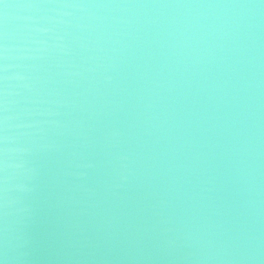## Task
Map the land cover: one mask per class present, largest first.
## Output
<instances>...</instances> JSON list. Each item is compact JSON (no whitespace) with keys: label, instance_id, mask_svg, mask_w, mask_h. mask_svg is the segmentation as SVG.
I'll list each match as a JSON object with an SVG mask.
<instances>
[{"label":"water","instance_id":"obj_1","mask_svg":"<svg viewBox=\"0 0 264 264\" xmlns=\"http://www.w3.org/2000/svg\"><path fill=\"white\" fill-rule=\"evenodd\" d=\"M0 264H264V0H0Z\"/></svg>","mask_w":264,"mask_h":264}]
</instances>
